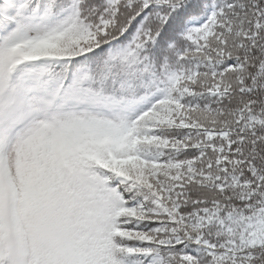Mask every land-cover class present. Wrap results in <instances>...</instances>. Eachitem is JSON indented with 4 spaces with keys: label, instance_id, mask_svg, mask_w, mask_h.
<instances>
[{
    "label": "snow or ice",
    "instance_id": "obj_1",
    "mask_svg": "<svg viewBox=\"0 0 264 264\" xmlns=\"http://www.w3.org/2000/svg\"><path fill=\"white\" fill-rule=\"evenodd\" d=\"M0 264H264V0H0Z\"/></svg>",
    "mask_w": 264,
    "mask_h": 264
}]
</instances>
